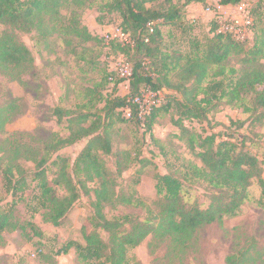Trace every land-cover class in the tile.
<instances>
[{"label":"trees","instance_id":"16d2710c","mask_svg":"<svg viewBox=\"0 0 264 264\" xmlns=\"http://www.w3.org/2000/svg\"><path fill=\"white\" fill-rule=\"evenodd\" d=\"M98 0H0V24L10 27L0 36V72L6 77L19 81L34 65L31 50L19 39L17 31L30 33L43 32L46 37L53 33L69 36L81 46L102 44L103 38L93 35L83 25L78 10L92 9ZM245 0H223V5H237ZM193 0H188L187 5ZM198 2H200L198 0ZM66 3L74 6L69 21L58 27L61 7ZM118 12L121 16V28L130 35L132 44L123 45L112 40L111 45L119 50L131 64L129 94L114 95L111 99L95 98L104 102L97 121H90L92 115L87 112L95 105L90 98L79 108L86 109L78 113L55 109L58 122L64 116L68 118V137L55 135L44 147L33 148L19 140L7 139L4 143L0 166L8 190L22 192L27 187L28 172L21 160L33 162L38 166L34 180L39 189L40 207L45 210L44 220L60 227L78 201L84 196H93L92 206L95 214L91 218L92 232L84 229V244L75 241L68 243L63 253L75 248L80 261L90 264H128L130 251L138 248L152 236L158 244H166L168 252H185L196 239L198 232L206 226L234 218L241 212L249 199L253 180H258L261 195L257 205L264 209V177L258 157L233 139L222 138L216 133L204 135L185 125V121H204L215 112L222 103L230 106L242 105L245 112L257 113L256 122H264V68L258 64V58L264 56V37L254 34V45L248 50V42L237 40L232 34L218 32V26L212 23L213 37L205 43L196 42L191 53L163 51L162 26H177L182 23L181 7L174 0H107L99 12ZM61 18V19H60ZM104 18L98 17L103 23ZM46 22H53L51 31H43ZM75 52V50L73 51ZM243 55L245 67L228 68L226 63L231 56ZM81 60H84L83 58ZM177 72L179 83H173L170 74ZM104 78L108 84L114 82L117 93L124 79L114 80L115 73L107 72ZM103 87V85H99ZM151 88L154 92L174 89L179 95H169L165 105L153 106L151 111L141 118L140 105L134 101L142 98V89ZM95 91L86 89V96ZM142 100V99H141ZM250 100L251 105L245 101ZM175 107L178 119L173 124L180 134L178 139L186 145L201 165L189 162L183 172H168L156 175L157 199L154 208L144 203L138 205L147 208V218L143 221L131 216L108 219L105 206L114 201L112 189L103 156L112 153L111 129L116 123L135 122L142 125L152 140L153 127L162 114ZM130 109L127 118L124 110ZM1 110L0 129L9 118ZM74 112V113H73ZM104 114V116H102ZM84 139H89L73 165L66 157L58 153ZM57 154L53 165L58 168L56 185L66 194L60 196L58 190L50 184L47 177L51 156ZM180 174V175H179ZM200 183L212 192L210 206L203 209L197 204L188 205L183 198L184 183ZM98 183L97 188L88 187V183ZM127 203L131 204L129 200ZM18 227L11 215L0 214V232L15 231ZM101 231L109 235L106 241ZM243 254H232L226 264H243Z\"/></svg>","mask_w":264,"mask_h":264},{"label":"rangeland","instance_id":"374dc122","mask_svg":"<svg viewBox=\"0 0 264 264\" xmlns=\"http://www.w3.org/2000/svg\"><path fill=\"white\" fill-rule=\"evenodd\" d=\"M106 1L98 0L92 9L78 10L83 25L93 35L103 38L102 44L81 46L77 40L59 33L43 37L42 30L16 32L31 50L35 61L19 81L0 72V117L1 110L5 109V115L9 118L4 128L0 129V159L7 139H17L33 148H43L55 135L68 137L71 132L67 128L68 118L64 116L63 122L59 123L55 109L61 108L63 113H81L86 109L79 107L93 98L96 103L87 112L92 115L90 121H97L104 102L98 103L96 96L100 94L103 99H111L116 94H129L126 77L131 64L107 39L121 28L122 19L118 12L110 14L104 11L100 14V6ZM187 1L174 0L182 9V25L161 27L163 51L193 52L197 47L196 42L205 43L207 38L213 37L215 15L229 20L235 17L239 19L243 26L238 36L240 41L248 42L245 45L247 50L254 45V34L264 37V0L244 1L251 12V24H247V19L237 13L234 5H223V0H193L189 5ZM73 10L74 6L70 3L61 7L62 21L58 27L69 21ZM99 16L104 18L103 23L98 22ZM52 26L53 22H46L43 31L50 32ZM8 30L10 27L0 24V36ZM243 57L231 56L227 67L244 68ZM258 64L264 68V56L258 58ZM106 71L116 74L115 81L124 79L117 93L114 92L113 81L109 84L105 82ZM170 79L178 84L177 72L171 73ZM101 84L103 87L99 86ZM88 88L95 91L90 97L86 96ZM169 95L178 94L174 89H163L157 100L165 105ZM147 97H144L146 106L152 105L154 97ZM245 104L251 105L250 100L245 101ZM176 119L175 107L163 113L153 127L155 140L145 133L142 125L133 121L116 123L111 129L112 153L103 156L110 172L111 187L115 191L114 201L105 206L104 212L108 219L131 216L145 220L147 208L138 205V202L154 208L157 174L183 172L189 162L201 165L178 139L180 131L173 124ZM256 119L257 113L245 112L242 105L222 103L206 120L185 121V125L204 135L216 133L239 144L243 141L242 146L257 156L264 167V122H256ZM88 141L84 139L58 154L68 158L73 165ZM51 157L47 165L48 181L60 196H64L66 192L55 183L58 168L52 163L57 154ZM21 163L28 172L27 187L22 192L6 188L0 166V214L11 215L18 227L15 231L0 232V264H90L79 260L75 248H71L67 254L62 251L72 241L84 244V229L93 231L91 218L95 214L92 206L94 197L82 195L62 225L55 227L44 220L45 210L40 207V192L33 176L39 165L25 160H21ZM184 185L183 198L188 205L197 204L203 209L210 206L212 192L206 185L189 181ZM88 187L97 188L98 183H88ZM260 195L258 180L254 179L249 199L237 217H226L221 224L204 227L183 253H169L166 244H158L150 236L138 248L130 251L128 264H226L227 257L232 254H243V264H264V209L257 205ZM129 200L131 204L127 203ZM101 235L104 240H109L106 232L101 231Z\"/></svg>","mask_w":264,"mask_h":264},{"label":"built area","instance_id":"2783aa9c","mask_svg":"<svg viewBox=\"0 0 264 264\" xmlns=\"http://www.w3.org/2000/svg\"><path fill=\"white\" fill-rule=\"evenodd\" d=\"M235 6V10L237 11L238 14L243 15V17L245 19H247V24H251L252 20H251V12L248 10L247 6L244 4V1L241 2L240 4L234 5ZM210 11V9H209ZM215 22L218 26V32L223 33V34H232L237 40L240 41L239 39V30L240 28L243 26V24L239 21L238 18H234L229 20L228 18H225L221 15H215ZM108 40H117L118 42H120L123 45H127V44H132V40L129 34L125 33L123 31L122 28L117 29L116 33H114L113 35H111V37H107ZM245 41V40H242ZM241 41V42H242ZM131 68L128 71V76L126 77L127 79L131 76ZM153 96L155 101L158 102V104L154 101V103H152V105L146 106L147 101L144 99V97L146 96ZM148 98V97H147ZM160 98V92H154L151 90V88L149 87H145L142 89V100L140 98H137L134 102L140 105V109H141V118L148 114L151 109L153 108V106H160L162 104V102H160L159 99ZM125 112V116L127 118H129L131 116V112L129 108H126L124 110Z\"/></svg>","mask_w":264,"mask_h":264}]
</instances>
